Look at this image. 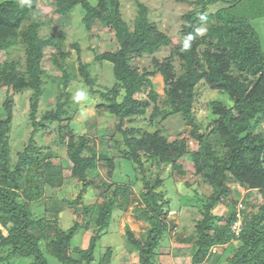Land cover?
<instances>
[{
  "label": "trees",
  "instance_id": "trees-1",
  "mask_svg": "<svg viewBox=\"0 0 264 264\" xmlns=\"http://www.w3.org/2000/svg\"><path fill=\"white\" fill-rule=\"evenodd\" d=\"M36 3L37 0L27 3L0 0V54L3 55L0 92L7 89L2 106L5 117H0V264L29 259H33L30 264H54L53 260L55 264H112L113 247H107L97 261L95 254L109 233L115 214L125 212L132 201L129 185L110 181L103 185L105 192L98 200L84 207L80 204L88 189L98 185L101 164L104 162L108 178L113 181L121 161L144 176L134 215L149 226L145 241L126 227L124 236L129 252L136 255L138 264H159L157 257L166 248L164 241L177 226L169 220L164 191H158L165 180L158 176L152 182L147 177V166L171 164L176 176L188 177L182 162L188 154L187 140L170 141L161 126L176 115L183 119L199 146L190 167L202 174L209 191L207 199L202 200V218L196 224L191 264H208L215 248L234 243L237 245L227 264H264V45L253 24L264 19V0H198L192 4L193 8L183 16V43L174 48L164 63L154 59L164 80L166 105H154L150 120L154 131L137 126L147 116L151 103L159 99L154 90L149 92L151 101L141 103L136 99V95L148 91L144 84L146 75L139 74L138 60L173 46V41L151 21L149 7L137 2V16L131 25L123 17L119 0H99L97 5L90 0H51L60 17L69 16L80 6L87 31L100 24L115 32L117 50L96 55L97 61L110 64L114 75L112 86L94 90L89 65L79 60V80L99 96L97 109L115 118V125L98 130L96 137L73 132L68 88L76 77L66 66L71 52L61 50L66 41L63 31L49 37L41 35L44 23L37 16ZM218 4L220 8L208 16L209 9ZM203 24H210L204 37L198 31ZM188 37H191L190 47L185 48ZM19 45L24 47V63L21 58L11 57V49ZM72 46L81 53L79 44ZM50 49L55 50L50 60L62 72L67 99L38 120L48 77L43 62ZM175 58L181 62L180 73L175 72ZM201 83L222 91L233 101V106L221 101L209 104L213 117L204 131L194 113ZM28 90L32 91L30 120L34 130L27 146L14 159L11 148L14 96ZM46 123L59 124V141L67 148L66 167L53 163L54 154L43 153L35 144L34 137ZM103 138H108L110 153L99 152L97 142ZM73 172L81 188L78 197L66 204L78 213L82 211L84 221L83 224L75 221L65 229L58 221L62 210H55L52 214L55 218L48 219L45 215H35L33 206L44 203L48 191L69 183ZM186 184L191 187L193 182L187 180ZM238 186L248 193L257 190L262 197L261 203L252 205L257 212L242 211L243 228L239 235L232 230L238 221V202L231 203L233 210L227 214V220L212 213L216 205L228 202V195ZM100 198L104 200L100 202ZM94 215H97L95 220ZM91 223L95 233L88 248H74V237Z\"/></svg>",
  "mask_w": 264,
  "mask_h": 264
},
{
  "label": "rangeland",
  "instance_id": "rangeland-1",
  "mask_svg": "<svg viewBox=\"0 0 264 264\" xmlns=\"http://www.w3.org/2000/svg\"><path fill=\"white\" fill-rule=\"evenodd\" d=\"M94 5H97L99 0H90ZM122 4V13L125 21L133 25L134 19L137 16V2L146 4L150 9V19L157 25L160 32L169 36L173 41V46L163 47L153 56L146 55L138 60L139 74L146 75L144 84L148 91L136 95V99L143 102L151 101L149 92L154 90L158 93L159 99L157 102H152L148 109L147 116L137 123L138 127H142L148 131H154L155 127L151 125V115L154 111V105L165 107V84L163 77L158 73L154 59L159 64L164 63L169 59L176 46L183 43L184 36V21L183 16L190 11L192 4L198 0H119ZM221 4L212 6L207 15L215 13ZM36 9L38 10V18L44 23L41 29L43 37L58 35L61 31L66 35V41L63 51L71 52V56L67 59L66 66L69 73L76 78L71 81L68 91L71 93L70 101L72 106L71 127L75 135L88 134L91 137L97 136V131L104 128H112L115 125V118L108 113H103L97 109L100 103L98 95L90 92V87L86 86L79 79L78 68L79 60L89 65V72L95 81L94 90H104L105 86H112L114 83V75L112 68L107 62L96 60V55L117 50L118 44L115 38V32L111 28L103 27L96 24L91 31H87L83 24L84 10L78 6L67 17H60L56 14V7L51 4V0H37ZM205 19V17H203ZM264 19H258L253 24L259 32L264 45ZM210 24H203L199 27V33L204 37L208 34ZM79 44L81 53L78 52L72 45ZM53 49L47 50L46 57L43 62V68L48 72V77L45 79L46 92L44 93L39 105L40 120L44 113L56 109L58 102H63L67 99L66 91H64V83L62 82V72L50 60ZM11 57L21 58L25 61L24 47L19 45L11 49ZM3 60V55L0 54V61ZM156 61V62H157ZM174 69L176 73L181 72V62L178 58L174 60ZM83 88L87 91V98L84 101L76 103L72 96L77 89ZM7 97V89L0 92V117H5L3 112V102ZM32 91L28 90L14 96V122L13 131L11 134L12 155L16 159V153L23 150L27 146L34 130V126L30 120V105ZM213 101H221L227 106H233L231 98L222 93L220 90L211 88L206 83H201L197 89V99L195 102L194 113L197 117L201 130L204 131L207 124L213 117L209 104ZM68 121L65 122V124ZM58 123H46L43 128L34 137L35 144L43 153L51 151L54 154L53 163L58 166L66 167L67 163V148L59 141L60 132ZM165 135L170 141L175 139H186L188 146V154L183 159V164L188 170V177L180 178L173 173L172 165L158 166L157 164L148 165L149 171L147 177L155 182L158 176L164 179V185L158 188V191H164L165 199L168 200L167 209L169 210V220L175 223L177 229L166 237L164 241L165 250L161 255H158L157 261L159 264H191V258L194 253V235L197 221L202 218L201 210L203 208L202 200H206L209 194L205 179L201 173L193 171L190 167V162L194 159L198 152V144L192 139L190 129L185 125L183 119L179 116H173L166 120L162 125ZM107 139H98L99 152L102 154L110 153L107 149ZM192 155V156H191ZM71 181L66 183L61 189L48 191L44 203L35 204V215H45L48 219H53L52 214L56 211H61L59 216V224L62 228L69 229L75 221L83 224L84 217L82 211L70 209L66 202L74 201L81 188L76 178V173L70 175ZM143 174L136 172L129 164L121 161L118 170L115 173L113 181L108 178L107 168L104 162L100 166V177L97 180L96 188L88 189L84 202L81 207L94 203L101 196L105 189L102 188L105 183H127L131 194V203L128 205L125 212L118 211L115 214L114 221L109 229V233L105 235L99 243L95 254L96 261L104 253L109 246L115 250L112 264H138L135 254L129 252V244L125 239L126 227L129 226L134 235L145 241V234L148 231V224L136 219L134 209L139 202V193L143 190ZM193 182L189 187L186 181ZM237 190L233 189L228 195L227 203H220L213 209V215L225 217L232 210V202L243 200L248 213L257 212V209L252 208V205L261 203L262 197L259 191L254 190L248 193L242 187ZM200 196V198H199ZM104 198H100L102 202ZM238 206V205H237ZM47 208V210H46ZM46 210V211H45ZM97 218L94 215L93 220ZM95 233V226L91 223L88 229L81 228L73 240V247L79 250L87 249L91 237ZM182 238V240H180ZM186 240L187 242H182ZM236 243L225 247L217 248L212 252L208 264H227V260L235 251ZM33 259L15 260L12 264H30ZM124 261V262H123ZM54 264L56 263L53 260Z\"/></svg>",
  "mask_w": 264,
  "mask_h": 264
},
{
  "label": "clouds",
  "instance_id": "clouds-1",
  "mask_svg": "<svg viewBox=\"0 0 264 264\" xmlns=\"http://www.w3.org/2000/svg\"><path fill=\"white\" fill-rule=\"evenodd\" d=\"M21 3H27V0H21ZM190 40H191V37H188V39L186 40V42L184 44L185 48L190 47V43H189ZM87 95H88L87 91L84 90L83 88H80V89H77L74 92V94L72 96V99H73L74 102L79 103L81 101L86 100ZM244 210H247V209L245 208Z\"/></svg>",
  "mask_w": 264,
  "mask_h": 264
},
{
  "label": "built area",
  "instance_id": "built-area-1",
  "mask_svg": "<svg viewBox=\"0 0 264 264\" xmlns=\"http://www.w3.org/2000/svg\"><path fill=\"white\" fill-rule=\"evenodd\" d=\"M245 209V205L243 203V200L239 202L237 206V214H238V221L233 225L232 230L239 235L243 228V213L242 211ZM217 248L214 249V252Z\"/></svg>",
  "mask_w": 264,
  "mask_h": 264
}]
</instances>
